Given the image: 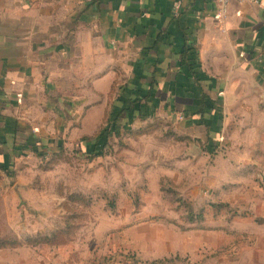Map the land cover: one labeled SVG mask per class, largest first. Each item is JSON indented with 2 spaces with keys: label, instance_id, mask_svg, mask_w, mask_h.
<instances>
[{
  "label": "crops",
  "instance_id": "obj_1",
  "mask_svg": "<svg viewBox=\"0 0 264 264\" xmlns=\"http://www.w3.org/2000/svg\"><path fill=\"white\" fill-rule=\"evenodd\" d=\"M175 1L0 0V161L92 136L151 81L196 156L225 140L219 160L264 161V0H232L220 22L214 0Z\"/></svg>",
  "mask_w": 264,
  "mask_h": 264
},
{
  "label": "rangeland",
  "instance_id": "obj_2",
  "mask_svg": "<svg viewBox=\"0 0 264 264\" xmlns=\"http://www.w3.org/2000/svg\"><path fill=\"white\" fill-rule=\"evenodd\" d=\"M124 127L98 156L79 138L0 161V264H264V161L219 160L225 140L203 158L162 112Z\"/></svg>",
  "mask_w": 264,
  "mask_h": 264
},
{
  "label": "trees",
  "instance_id": "obj_3",
  "mask_svg": "<svg viewBox=\"0 0 264 264\" xmlns=\"http://www.w3.org/2000/svg\"><path fill=\"white\" fill-rule=\"evenodd\" d=\"M187 51L188 50L185 49L183 53L186 54ZM156 85L157 82L151 81L149 84L135 87V90L131 92L130 96L123 98L120 97L118 99L121 103L119 111L112 114V117L110 116L107 124H105L100 130V134L96 135L95 137L85 136L82 138L83 141H86L87 146H89L90 148H92V146L94 147L90 150H87L86 153L88 155L98 156V151L95 148L102 145V150L104 151V148L108 145V140L101 143L100 136L103 137L104 135L109 134L113 131L117 132V130H119L120 128L131 124L136 118L144 119L148 116L153 115L158 105V97L156 96V93L154 91ZM19 149L20 148L16 149L17 152L14 151L13 154L15 157H20L23 155ZM35 151L38 150L36 149ZM7 162H9L10 164L11 160H7ZM200 215L201 216L199 217H202V214Z\"/></svg>",
  "mask_w": 264,
  "mask_h": 264
},
{
  "label": "built area",
  "instance_id": "obj_4",
  "mask_svg": "<svg viewBox=\"0 0 264 264\" xmlns=\"http://www.w3.org/2000/svg\"><path fill=\"white\" fill-rule=\"evenodd\" d=\"M214 2H215L216 7H217L215 17L220 22L225 18L226 14L228 12L229 5L232 2V0H214ZM181 7H182V1L176 0L174 2V5H173V11L176 15H178L180 13Z\"/></svg>",
  "mask_w": 264,
  "mask_h": 264
}]
</instances>
